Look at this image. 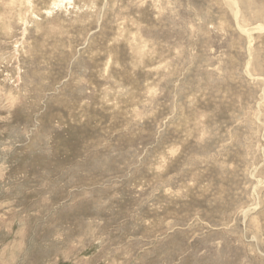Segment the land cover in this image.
Wrapping results in <instances>:
<instances>
[{
    "label": "rangeland",
    "instance_id": "1",
    "mask_svg": "<svg viewBox=\"0 0 264 264\" xmlns=\"http://www.w3.org/2000/svg\"><path fill=\"white\" fill-rule=\"evenodd\" d=\"M0 264H264V0H0Z\"/></svg>",
    "mask_w": 264,
    "mask_h": 264
},
{
    "label": "bare ground",
    "instance_id": "2",
    "mask_svg": "<svg viewBox=\"0 0 264 264\" xmlns=\"http://www.w3.org/2000/svg\"><path fill=\"white\" fill-rule=\"evenodd\" d=\"M110 64V63H109Z\"/></svg>",
    "mask_w": 264,
    "mask_h": 264
}]
</instances>
